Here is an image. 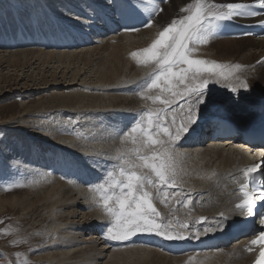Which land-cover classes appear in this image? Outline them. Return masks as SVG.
Wrapping results in <instances>:
<instances>
[{"label":"bare ground","instance_id":"bare-ground-1","mask_svg":"<svg viewBox=\"0 0 264 264\" xmlns=\"http://www.w3.org/2000/svg\"><path fill=\"white\" fill-rule=\"evenodd\" d=\"M6 1L13 2L9 4L13 9L0 4V80L7 84L11 82L7 81L8 77L13 76V92L25 98L37 97V103L34 107L27 105L20 116L0 122L2 126L13 125L23 130L16 131L14 136L11 133V137L16 139L14 143L25 148L15 155H23L26 160H10L14 166L26 169L25 182L32 183L28 185L32 192L22 197L10 200L0 195V211L4 209L2 200L25 212L44 208L50 243L39 258L49 264H100L105 259V264H252L253 255L245 249L246 238L225 246L230 227L202 234L199 239L191 237L196 231L213 226L221 213L229 215L230 224L240 216L235 208L239 202V183L235 181L240 180L241 170L256 161L257 155L263 156L264 151L250 150L239 135L232 139L222 136L219 141L203 145L202 139L197 142L195 135L197 132L207 134L210 130L226 135L236 127H253L264 120V115L259 113L264 108V67L256 65L264 57V39L214 37L195 54L209 61L242 65L245 71L237 75L247 80L250 91L241 89L237 97L220 84H209L214 100L213 114L221 120L210 125L207 118L202 119L194 126L195 131L186 134L176 145L181 195L170 199L168 207L159 199L155 205L165 222L171 221L176 228L179 223L187 222L188 228L179 230L190 234L189 239L168 241L143 233L122 241L125 246H119L114 244L117 241L105 239L102 243L98 239L99 229H105L109 218L97 207L89 187L78 181L88 174V167L104 174L111 160L105 156L112 157L121 148L133 147L122 145L118 136L138 113L164 107L153 105L139 95V86L149 79L152 67L138 66L131 53L150 46L164 26L184 15L180 9L190 0H168L167 3L160 0L163 11L152 22V27L107 39H99L110 21L99 10L109 9L105 0H34L37 9L23 13L17 8L30 4L31 0ZM123 1L120 13L125 20L128 18L125 9L135 0ZM231 1L216 0L218 3ZM27 15L34 19L33 28L46 18L54 27H71L87 33L92 32L93 16H96L103 21V29L93 33V38L98 39L95 43L99 44L85 50L12 52L7 40L13 43L24 37L34 38L36 45L35 37L48 35L52 28L40 30L37 27V31H33ZM86 41L83 38L80 43ZM68 43L76 45L72 41ZM157 94L158 90L150 93ZM15 172V178L22 177L19 171ZM213 172L216 176L209 179ZM165 190L171 196L177 189ZM152 191L155 196L156 190ZM188 199L192 203L185 207ZM201 217L205 220L201 221ZM91 230H96V235ZM214 237L220 241L212 243L210 239Z\"/></svg>","mask_w":264,"mask_h":264},{"label":"snow or ice","instance_id":"snow-or-ice-1","mask_svg":"<svg viewBox=\"0 0 264 264\" xmlns=\"http://www.w3.org/2000/svg\"><path fill=\"white\" fill-rule=\"evenodd\" d=\"M107 2L112 4L113 0ZM132 6L148 17L144 26L149 28L163 11L160 0H135ZM256 7L264 9V0H257ZM180 12L184 15L164 26L150 46L131 53L138 66L152 67L149 79L139 86V95L153 105L164 107L137 114L135 121L118 136L122 145L133 147L121 148L112 157L105 156L113 163L105 169L99 182L89 185L97 207L110 221L103 234L107 240L129 241L143 233L168 241L189 239L190 234L179 230L187 229V222L179 223L176 228L171 221L165 222L155 205L159 199L168 207L170 199L181 195L176 145L186 134L194 132V126L202 119L207 118L210 125L221 120L213 114L214 100L209 84H220L237 97L241 89L250 91L247 80L237 75L245 71L242 65L209 61L195 54L236 18L255 17L260 13L246 3H218L216 0H190ZM129 30L140 31L139 28ZM153 90H158V94L150 95ZM260 167L257 164L241 170V180L235 181L240 184V199L235 208L239 210L238 215L256 217L264 225V214L257 212L258 206L264 207L261 204L264 202V172H259ZM258 172L259 175H253ZM215 176L213 172L209 179ZM23 186L10 185L9 189ZM165 189L177 190L170 196ZM152 190H156L155 196ZM191 203L188 199L184 206ZM239 226L230 224L229 215L221 213L213 226L196 231L191 238L199 239L208 232ZM253 234L251 245L261 246L255 264H264V230ZM22 264H29V260L23 259Z\"/></svg>","mask_w":264,"mask_h":264},{"label":"rangeland","instance_id":"rangeland-1","mask_svg":"<svg viewBox=\"0 0 264 264\" xmlns=\"http://www.w3.org/2000/svg\"><path fill=\"white\" fill-rule=\"evenodd\" d=\"M0 4L9 8V4L13 5V2H8L4 0V1H0ZM36 7H37L36 2L34 0H31L30 4L19 6L17 10L19 11V13H23V11L25 12L27 9L36 10L37 9ZM12 9L9 8L8 10L12 11ZM7 13L9 14V16L11 15V13L9 12ZM0 14H1V10H0ZM25 17L31 18L29 15ZM7 43H9L7 44V46L13 45V43L10 42V40H7ZM253 45H254V42L252 46ZM91 47L84 48V49L80 48V50L89 49ZM3 49H6V48H3ZM27 49L41 50L35 46L34 48H18V49L13 48L12 52H16L20 50H27ZM76 50H79V49H76ZM54 51L55 50L50 51V52H54ZM261 66L264 67L263 65ZM10 80L11 82L10 83L7 82V84L5 82L3 83L0 80L1 81L0 82V122L3 120L5 121L13 117L20 116L23 112V109L27 105L34 107L35 103H37V100L35 99L37 97L25 98L18 93L16 95L12 90V87H14L12 85V80H14L13 76L8 77L7 81H10ZM44 95L46 97H49V94H43V96ZM130 111L128 112L130 113ZM132 111L136 112V110H132ZM67 120L70 121V119H67ZM47 122H48V119H47ZM1 123H0V126H1L0 127L1 128L0 129V139H1L0 140L1 142L0 143V148H1L0 150V195L3 196V198L5 199L13 200V198L15 197H22L25 194L32 192V189H29L28 187V185L32 183L27 184L25 182V180L28 179L24 175V172L26 171V169L24 167L14 166L15 164H13V161H12L13 159L16 161L20 159L19 161H23V162L26 160V158L23 155H21V157H18L15 155L17 151L22 152L21 150L22 149L25 150V148L22 144L18 145V143H14L16 142V139H14V137H11V133H13V136H14L16 131L23 132V130H21V128L13 127V125H9L10 127L2 126ZM6 139L9 141H7ZM10 143L12 144L10 145ZM3 148L4 149L6 148V149L4 150ZM13 150H15L16 152ZM13 152H14V155H13ZM22 156L24 158L23 160H22ZM111 163H113L112 160L109 161L108 163L109 165L107 166L110 167ZM16 170L22 174L21 178H18V179L15 178L14 173H16L15 172ZM16 184H21L24 186L23 187H11L9 189L10 185H16ZM2 202L4 203V209L0 211V222H2L0 223V264H22V261L25 258L29 260V264H49L48 261L41 260L39 258L40 253L43 251L44 248L48 247V244L50 243V236L48 234V229H47L48 222H45L47 221L45 218L46 212H43L44 208H42L43 210H41V208L37 207L39 210L30 209V210H27V212H25L20 207L15 209L13 208V206H9L6 200H2ZM6 231L8 234H5ZM92 231L93 230H91V232ZM96 233H97L96 230L92 232V234L94 235H96ZM105 262H106V259L101 260L100 264H105Z\"/></svg>","mask_w":264,"mask_h":264}]
</instances>
